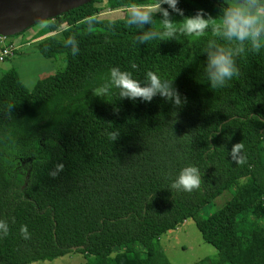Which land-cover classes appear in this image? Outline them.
Wrapping results in <instances>:
<instances>
[{
  "label": "trees",
  "instance_id": "obj_1",
  "mask_svg": "<svg viewBox=\"0 0 264 264\" xmlns=\"http://www.w3.org/2000/svg\"><path fill=\"white\" fill-rule=\"evenodd\" d=\"M103 2L44 22L30 40H41L36 50L46 59L65 56L63 70L31 91L16 68L0 77V220L9 228L0 239V264L73 253L89 264H171L160 237L189 219L220 257L197 264H264V48L256 54L246 46L235 56L239 76L212 89L205 49L210 41L227 42L211 29L199 38L141 44L135 37L151 26L128 27L127 7L150 0ZM178 7L185 15L204 9L216 16L220 5L180 0ZM93 15L96 22L86 23ZM68 36L77 41L75 56ZM7 44L18 48L9 38ZM113 67L142 86L147 71L173 80L182 105L159 94L150 103L121 99L109 76ZM97 89L105 91L96 95ZM240 142L246 162L237 165L230 153ZM58 163L64 170L53 178ZM187 166L199 169L202 183L177 191L171 184ZM229 190L222 208L201 214Z\"/></svg>",
  "mask_w": 264,
  "mask_h": 264
},
{
  "label": "clouds",
  "instance_id": "obj_2",
  "mask_svg": "<svg viewBox=\"0 0 264 264\" xmlns=\"http://www.w3.org/2000/svg\"><path fill=\"white\" fill-rule=\"evenodd\" d=\"M180 0H150L147 4L132 3L128 5L126 12V25L137 26L143 29L145 25L151 27L143 31L142 35L135 37L138 43L151 41L178 40L179 36L203 37L211 29L214 37L227 42V46L210 41L205 49L207 63L205 72L212 89L223 88L233 77L239 76L240 69L236 66L235 56L244 53L246 46L252 53L258 54L264 48V0H218L220 8L216 16H212L204 9H198L194 15H185L184 10L178 7ZM167 5V7H164ZM173 14L181 17L174 20ZM159 15L160 19H156ZM154 21L159 27H152ZM85 22L93 24L96 16H88ZM92 29L89 28V32ZM66 45L72 46V55H77L79 48L73 36H68ZM132 68L137 65L133 63ZM109 76L112 85L119 90L121 99L136 101L137 99L151 102L156 95L171 100L175 106L182 105V98L178 90L173 87V80H162L152 71H147V83L143 86L140 81L134 79L132 74L122 71L117 67L110 69ZM105 90L97 89L95 94L102 95ZM187 102V98L183 99ZM115 139L114 134H110ZM243 143H236L231 149L230 155L237 165L246 162L244 155H238L243 151ZM56 171L50 175L55 178L58 172L64 170V165H55ZM201 174L197 167L187 166L181 169L178 177L171 184L177 191L192 192L200 187ZM24 239H29L27 226L20 229ZM9 233L6 221L0 220V239Z\"/></svg>",
  "mask_w": 264,
  "mask_h": 264
},
{
  "label": "rangeland",
  "instance_id": "obj_3",
  "mask_svg": "<svg viewBox=\"0 0 264 264\" xmlns=\"http://www.w3.org/2000/svg\"><path fill=\"white\" fill-rule=\"evenodd\" d=\"M40 1L42 0H0V4L4 2V5L8 4L10 7L12 3V5L18 7L30 3L35 4ZM105 5H107V0H104L102 3V6ZM11 11L10 13L12 14L4 13L1 15L8 16L19 12L18 8ZM120 15L122 16L123 14L105 13V16L113 18H118ZM42 27H44V23L38 24L20 35L9 37V41H13L15 43L14 45L18 47L16 51L19 54L4 62H0V77L4 72L16 68L23 84L29 90H32L36 82L43 76L54 74L66 67L67 61L65 56H61L57 60H46L36 50V46L41 40L35 42L30 41ZM55 36L59 37L60 34ZM230 198L231 192L229 190L218 197L212 204L204 208L201 214L208 215L209 213L216 212ZM159 243L171 264H197L205 259H209L214 263L220 259L218 250L204 240L197 227V223L192 219L187 220L177 229L162 235ZM115 251L119 250L116 249ZM33 264H89V259L83 254L73 253L59 257L53 261H40Z\"/></svg>",
  "mask_w": 264,
  "mask_h": 264
},
{
  "label": "water",
  "instance_id": "obj_4",
  "mask_svg": "<svg viewBox=\"0 0 264 264\" xmlns=\"http://www.w3.org/2000/svg\"><path fill=\"white\" fill-rule=\"evenodd\" d=\"M93 1L95 0H42L18 7L12 3L9 7L3 2L0 4V36L9 38L20 35L38 24L53 20ZM16 8L18 13L1 15L12 14L11 10Z\"/></svg>",
  "mask_w": 264,
  "mask_h": 264
},
{
  "label": "built area",
  "instance_id": "obj_5",
  "mask_svg": "<svg viewBox=\"0 0 264 264\" xmlns=\"http://www.w3.org/2000/svg\"><path fill=\"white\" fill-rule=\"evenodd\" d=\"M0 44L3 46V49L0 53V62L5 61L8 58L13 57L14 51L18 48H13L7 44V38L0 36Z\"/></svg>",
  "mask_w": 264,
  "mask_h": 264
},
{
  "label": "crops",
  "instance_id": "obj_6",
  "mask_svg": "<svg viewBox=\"0 0 264 264\" xmlns=\"http://www.w3.org/2000/svg\"><path fill=\"white\" fill-rule=\"evenodd\" d=\"M40 56L43 57L41 54H40ZM11 58H12V57H11ZM43 58H44V57H43ZM8 59H10V58H8ZM44 59H46V58H44ZM6 60H7V59H6ZM6 60H5V61H6ZM46 60H52V59H46ZM3 62H4V61H3ZM37 82H38V81H37ZM37 82H36V84H37ZM36 84H35V85H36ZM34 87H35V86H34ZM34 87H33V89H34ZM33 89H32V90H33ZM30 91H31V90H30Z\"/></svg>",
  "mask_w": 264,
  "mask_h": 264
}]
</instances>
